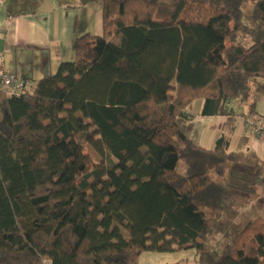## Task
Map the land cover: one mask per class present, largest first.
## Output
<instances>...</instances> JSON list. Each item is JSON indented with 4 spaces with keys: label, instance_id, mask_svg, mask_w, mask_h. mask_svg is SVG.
I'll list each match as a JSON object with an SVG mask.
<instances>
[{
    "label": "trees",
    "instance_id": "trees-1",
    "mask_svg": "<svg viewBox=\"0 0 264 264\" xmlns=\"http://www.w3.org/2000/svg\"><path fill=\"white\" fill-rule=\"evenodd\" d=\"M99 1L102 36L76 38L72 60L32 90L0 93V264L183 251L198 264H264V216L216 258L205 243L225 231V207L264 188L229 151V105L253 118L264 98V0ZM196 100L200 116L226 117L210 150L186 136ZM85 146L100 160L92 170Z\"/></svg>",
    "mask_w": 264,
    "mask_h": 264
},
{
    "label": "crops",
    "instance_id": "crops-1",
    "mask_svg": "<svg viewBox=\"0 0 264 264\" xmlns=\"http://www.w3.org/2000/svg\"><path fill=\"white\" fill-rule=\"evenodd\" d=\"M102 33L99 0H3L0 3V55L5 59L4 69L29 80V90L39 80L53 75L61 63L72 60L76 38L102 36ZM193 105L195 117L187 126L186 136L195 146L210 150L217 137L226 131V117L200 116L202 101H194L191 109ZM229 108L236 115L229 151L248 163V172L264 177V139L258 140L252 133V126L264 124L259 120L264 118V98L256 108L262 114L258 117L248 118L246 108L239 102H232ZM258 191L261 192L258 197L264 199V188L257 187L253 195ZM243 197L238 201H244ZM256 214L260 216L261 212ZM251 217L253 220L254 214Z\"/></svg>",
    "mask_w": 264,
    "mask_h": 264
},
{
    "label": "rangeland",
    "instance_id": "rangeland-1",
    "mask_svg": "<svg viewBox=\"0 0 264 264\" xmlns=\"http://www.w3.org/2000/svg\"><path fill=\"white\" fill-rule=\"evenodd\" d=\"M163 3H170L171 0H160ZM247 46L248 43H245ZM71 61V60H68ZM194 106L191 111L194 112ZM257 115H262L261 112ZM255 115V117H258ZM260 119V118H259ZM83 154L88 155L93 165L90 169H94L99 164V157L97 154L88 146L84 147ZM248 163L238 161L233 164L237 169L243 171H250ZM177 171L179 174H184V167L180 164L178 165ZM257 174V173H255ZM261 194L260 191L256 195H242L246 198L244 201H238L237 204L231 207H225L223 210V215L220 219V224L225 228L223 233L214 232L205 239L206 247L208 252L216 258L220 255L222 247L231 242L236 233L240 231L249 221H252L251 214H254V219L264 216V199L259 198L258 195ZM257 212H261L260 216H257ZM193 251H183L179 252L177 255L172 254H156V253H144L140 256L138 264H198Z\"/></svg>",
    "mask_w": 264,
    "mask_h": 264
},
{
    "label": "built area",
    "instance_id": "built-area-1",
    "mask_svg": "<svg viewBox=\"0 0 264 264\" xmlns=\"http://www.w3.org/2000/svg\"><path fill=\"white\" fill-rule=\"evenodd\" d=\"M4 65L5 59L0 55V93L6 97H18L29 90V80L18 76L14 71L4 69ZM252 133L258 140L264 139V124L252 126Z\"/></svg>",
    "mask_w": 264,
    "mask_h": 264
}]
</instances>
